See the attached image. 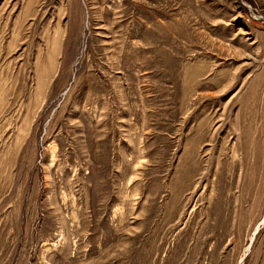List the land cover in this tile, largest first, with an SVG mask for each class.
I'll return each instance as SVG.
<instances>
[{"label": "rangeland", "instance_id": "rangeland-1", "mask_svg": "<svg viewBox=\"0 0 264 264\" xmlns=\"http://www.w3.org/2000/svg\"><path fill=\"white\" fill-rule=\"evenodd\" d=\"M0 264H264V0H0Z\"/></svg>", "mask_w": 264, "mask_h": 264}]
</instances>
